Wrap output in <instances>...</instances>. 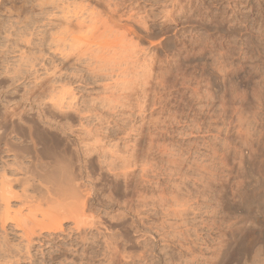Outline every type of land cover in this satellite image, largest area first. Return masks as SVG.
<instances>
[{
    "label": "rangeland",
    "instance_id": "1",
    "mask_svg": "<svg viewBox=\"0 0 264 264\" xmlns=\"http://www.w3.org/2000/svg\"><path fill=\"white\" fill-rule=\"evenodd\" d=\"M29 125L93 160L101 234L28 253L11 212L0 264H264V0H0V167Z\"/></svg>",
    "mask_w": 264,
    "mask_h": 264
},
{
    "label": "bare ground",
    "instance_id": "2",
    "mask_svg": "<svg viewBox=\"0 0 264 264\" xmlns=\"http://www.w3.org/2000/svg\"><path fill=\"white\" fill-rule=\"evenodd\" d=\"M33 1L39 2L41 0ZM33 127L32 125L29 127V134H27L29 135L31 147L33 146L32 152L34 154L29 162L30 165L26 166L24 164V166V162H22V160H17V157H19L17 155H19L18 153L20 151L24 150L23 152L25 153L28 151V149L30 150L31 148L25 147V149L19 147V151L18 149L15 150V148L14 150L11 149L13 145L11 146L6 144L8 148L10 146V150H12L14 155L16 154L14 156V161H17L15 162V165L12 163L13 168H11V165V169H7L8 167L6 168V166H3L6 163L2 165L3 167L1 166L2 168L0 167V223L2 225V229L5 230V226L8 221L7 217H9L10 213L13 212L14 217L9 219L13 223H15V227H18L22 230L23 236H26V249L28 253L35 241L34 236L38 238L39 243L44 242V240L53 238L56 231L64 230L63 223L66 221L71 220L75 224L78 233V236L75 238V240L79 241L86 240V238L84 237L89 234L88 230H97L99 233L100 226L102 225L101 219L93 218L91 221L86 220L84 209H86L85 204L87 198L85 196H88V190L84 188L85 184L83 186L79 185L80 181H82V179H85V177L88 178L87 181H89V173H85L86 175L83 174L84 170L82 171L81 168H84V165L86 167V165L92 163L93 160L90 159V156H86L87 158L85 157V155L82 156L80 154L81 152L79 151L80 148H78L80 146L78 145L76 146V154L78 155V157L76 158L77 163L75 162V158L73 156L74 153L73 155L72 153H70L72 151V147L74 146L73 141L71 140L72 134L70 132L62 130V137L64 139L63 141H66V144H68V146H72L70 149L71 151L66 144H63V141H60V139L58 141L55 138V134H51L52 129L48 128L51 132L49 131L50 134H48L49 132H45L46 137H44L43 139V137L39 136L38 134V136L36 134V136L34 135ZM27 135H23V137L26 136L28 138ZM29 139L27 141H29ZM49 141H51V145L48 144ZM15 146L16 145H14L13 147ZM57 148H59V151ZM7 150L8 152H11L9 149ZM16 151L19 152L15 153ZM65 163L68 165H66ZM75 163L76 165L80 163L77 166L79 167L80 165V168H78L79 171ZM62 164L65 165L61 166ZM106 168L108 169V166ZM86 171L87 167L85 168V172ZM108 172H110V170H108ZM120 174L121 172L115 173V176H121ZM88 187L90 189H87H89L90 191L91 187H93V183H91V187ZM41 201H47L45 203L54 201L55 205L58 206L59 204L60 207H58V210H56L55 213H52V215H41L42 221L39 223L38 230H36L33 226H31V224L35 225V222H37V217L33 215L35 207L34 204L37 202L41 203ZM12 202L18 203V209H12ZM51 203L53 204V202ZM53 210H55V208ZM25 211H28L29 215H24ZM100 234L101 233H99V235ZM106 244L107 251L110 254L113 255L117 252V247L113 242L106 240ZM252 251L253 247L249 246L243 248L240 254L244 253L246 255H251Z\"/></svg>",
    "mask_w": 264,
    "mask_h": 264
}]
</instances>
